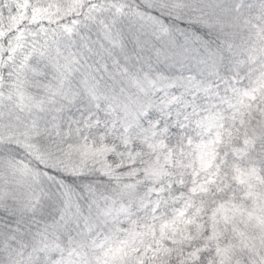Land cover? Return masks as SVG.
Here are the masks:
<instances>
[{"label":"snow or ice","instance_id":"1","mask_svg":"<svg viewBox=\"0 0 264 264\" xmlns=\"http://www.w3.org/2000/svg\"><path fill=\"white\" fill-rule=\"evenodd\" d=\"M0 264H264V0H0Z\"/></svg>","mask_w":264,"mask_h":264}]
</instances>
